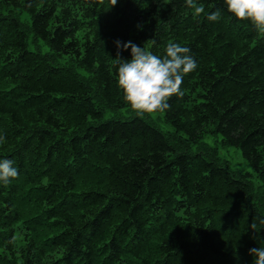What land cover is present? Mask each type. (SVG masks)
<instances>
[{
	"label": "trees",
	"instance_id": "1",
	"mask_svg": "<svg viewBox=\"0 0 264 264\" xmlns=\"http://www.w3.org/2000/svg\"><path fill=\"white\" fill-rule=\"evenodd\" d=\"M196 3L200 16L185 0H0V159L19 173L0 184V264H253L261 196L201 141L237 147L264 189V33L224 0ZM116 41L190 50L197 68L163 112L173 132L103 120L131 111Z\"/></svg>",
	"mask_w": 264,
	"mask_h": 264
},
{
	"label": "clouds",
	"instance_id": "2",
	"mask_svg": "<svg viewBox=\"0 0 264 264\" xmlns=\"http://www.w3.org/2000/svg\"><path fill=\"white\" fill-rule=\"evenodd\" d=\"M117 0H110L114 6ZM185 4L193 9L195 16L204 13V8L196 0H185ZM227 11L237 20H247L258 33H264V0H224ZM220 10L207 16L210 21L220 19ZM117 52L113 64L117 71V84L123 93V99L131 110L139 117L154 112H165L169 107V99L182 96L181 85L184 76L195 71L197 62L190 50L178 43H168L163 56L153 54L144 46H137L131 41L115 42ZM130 48V59L121 58V52ZM5 137L0 135V143ZM18 169L10 159H0V184L8 185L18 177ZM264 225V218L259 219ZM255 230L257 223L250 224ZM248 254L255 257L253 264H264V248L253 247Z\"/></svg>",
	"mask_w": 264,
	"mask_h": 264
},
{
	"label": "rangeland",
	"instance_id": "3",
	"mask_svg": "<svg viewBox=\"0 0 264 264\" xmlns=\"http://www.w3.org/2000/svg\"><path fill=\"white\" fill-rule=\"evenodd\" d=\"M136 115L133 110L129 111L126 108L107 110L104 112L103 120L107 118H120L126 119L131 116ZM143 117L148 118L157 128L163 132H173V127L164 120L163 112H154L151 114H146ZM201 142H205L208 146L215 148L217 157L221 161H225L228 167L243 175L245 179L249 181L253 188L255 195H259L261 199L257 200L258 204L264 209V189L260 186V181L258 180L251 165L246 162L242 157L241 152L237 147L225 145L221 142V136L215 135L211 132L204 133V137ZM192 151H197V146H192Z\"/></svg>",
	"mask_w": 264,
	"mask_h": 264
}]
</instances>
